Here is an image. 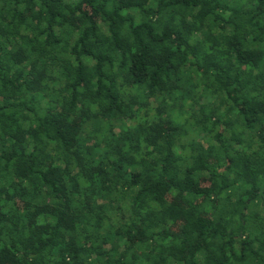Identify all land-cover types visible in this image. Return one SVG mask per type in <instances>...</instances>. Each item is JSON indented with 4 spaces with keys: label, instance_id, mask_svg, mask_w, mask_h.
<instances>
[{
    "label": "trees",
    "instance_id": "obj_1",
    "mask_svg": "<svg viewBox=\"0 0 264 264\" xmlns=\"http://www.w3.org/2000/svg\"><path fill=\"white\" fill-rule=\"evenodd\" d=\"M0 264H264V0H0Z\"/></svg>",
    "mask_w": 264,
    "mask_h": 264
}]
</instances>
